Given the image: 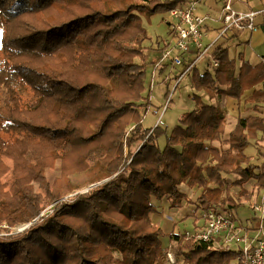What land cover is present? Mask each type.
Masks as SVG:
<instances>
[{
  "label": "trees",
  "instance_id": "trees-1",
  "mask_svg": "<svg viewBox=\"0 0 264 264\" xmlns=\"http://www.w3.org/2000/svg\"><path fill=\"white\" fill-rule=\"evenodd\" d=\"M189 1L0 0V151L15 162L10 188L0 191V264H112L115 252L120 264H162L169 248L171 264H244L239 249L165 232L150 218L154 200L166 199L168 207L189 202L182 184L198 190L201 212L232 213L243 196L264 188V160L245 152L264 131V116L239 115L226 132L225 109L211 102L217 95L239 100L261 84L244 100L258 111L263 61L251 64L241 52L230 57L219 43L210 52L216 66L190 71L194 107L169 131L142 124L139 107L149 102L144 23ZM37 57L42 65L31 61ZM73 154L75 171L109 180L63 201L75 187L50 188L44 170L60 159L62 181ZM28 180L40 182L45 195L22 184ZM48 202L51 212L39 216ZM17 224L29 226L11 233Z\"/></svg>",
  "mask_w": 264,
  "mask_h": 264
},
{
  "label": "rangeland",
  "instance_id": "rangeland-1",
  "mask_svg": "<svg viewBox=\"0 0 264 264\" xmlns=\"http://www.w3.org/2000/svg\"><path fill=\"white\" fill-rule=\"evenodd\" d=\"M167 11V10H166ZM166 11L164 12H156L153 14L148 22H145V27L147 29L148 39L146 44L148 45V49L150 48L153 43H156V39L158 37L165 38L166 36V21L168 20L166 18ZM245 35H247L246 32H242L239 36L240 38H243ZM162 40V39H161ZM203 42L206 40L203 38ZM160 42V41H159ZM163 43V41L161 42ZM228 46V55L230 57H237L238 53L241 50L245 51V48H243L240 45H237L236 39H230L227 43ZM189 48L195 51V47L193 44L189 45ZM148 49H146V55L148 53ZM248 52L249 48H246ZM157 51V50H155ZM152 51L153 57L156 55V52ZM162 51V49H161ZM160 51V54H161ZM264 51V48H263ZM245 52V53H246ZM187 54V53H186ZM1 56V53H0ZM160 57V55H159ZM158 57V58H159ZM191 58H194V54H190ZM158 58L155 60V62L158 60ZM206 57L200 59L194 67H196L200 72L204 71L205 69L210 68L208 60H205ZM43 57H37L32 58L31 61L34 65L39 66L43 63ZM238 61V59L236 60ZM154 62V63H155ZM153 63V66H154ZM169 60L165 59L163 61V69L161 72L155 73L153 76V83L150 87L151 81H152V63L150 60V56L147 55V64L145 66V78H144V95H149V102L145 103L142 102L144 105L143 107H139V110L142 114V124L144 127H155L157 124H159L161 127L166 128L168 131L171 130V128L176 125L179 121V118L181 115L185 112L190 111L194 107V102L191 98L193 93H198L196 90H194L190 85V79L189 76L191 72L184 74V76L180 79L179 83L174 86L175 78L178 74L182 71L183 67L180 66H169L168 65ZM238 62H236V65ZM202 96L205 100H207L204 93H202ZM226 96L223 95H217L214 99L211 100V102H215L221 107H224L225 101L224 99ZM230 118V114L227 113V110L225 112V120L226 125L228 122V119ZM164 137H160L158 140V144L160 147L164 145ZM218 145V142L215 143ZM226 146V145H225ZM140 147V144L134 143L131 147V150L133 152L137 151ZM32 149L36 151H43L47 152L49 151V148L47 146H43L42 144H28L27 149ZM245 151L252 155V152L257 151V146L255 143H251L248 147H246ZM258 155L257 153L255 154ZM74 156V157H73ZM72 156V161L69 162L68 170L66 173V176L60 180H57L62 175V162L60 159H56L52 166H48L45 168V177L46 181L49 184L50 188H53L54 183L55 186L58 184H63L64 182H67L69 187H75V190L72 192L66 193L61 200L63 201H70L72 197H74L76 194H87L88 190L95 186L102 184L109 180V178H102L100 180H94V175L89 170L86 171H75L77 169V163L75 165V154ZM28 161L34 165L35 161L32 159V157L27 156ZM0 161L2 163V166H0V191L6 192L10 188L12 184V167L15 166L14 160L9 156H3L1 155L0 151ZM254 162H257L255 158H253ZM87 164L89 165V161L86 160ZM234 179V176L228 177L227 181L231 182ZM55 180V182H54ZM57 180V181H56ZM23 185H29L31 186V189L36 194H42L45 195V188L40 184V182L36 180H28L25 183H22ZM247 187H250V183L246 185ZM179 188L186 193V195L189 198V202H182L180 206L178 207H168V201L166 199L163 200H154L153 202L157 205L156 211L150 213V218L152 222L158 224L163 231L170 233L173 231V229L177 230L178 233L180 232H192L195 229H197V226H194V217H196V221L202 220V212L200 209H196L194 212V209H191L189 206L195 205V198L198 193V190L188 188L185 184H182L179 186ZM239 188L236 186H232L231 190L233 192H236ZM246 199L249 196H243ZM245 199V201H246ZM242 201V200H241ZM52 203H49L43 208L39 216H44L46 214H49L51 212ZM196 208V205L193 206ZM224 209V208H223ZM194 213V214H193ZM232 215V213H230ZM251 214L252 209L247 205H241L236 209L235 218L236 223L239 227L245 228L251 226ZM203 223V222H202ZM29 224H17L15 226L11 227V233H17L22 231L23 229L27 228ZM252 230V229H249ZM4 232V231H2ZM5 234V233H0ZM172 244H174L172 242ZM216 244V243H214ZM231 248L232 249H238V245L235 242H231ZM219 247H223L222 243L217 244ZM171 247V246H170ZM168 253L170 254L171 258L168 257ZM174 261V255L172 254L171 248L167 249V252L165 254V261L162 264H171ZM112 264H120V254L118 252L114 253V258L112 259Z\"/></svg>",
  "mask_w": 264,
  "mask_h": 264
},
{
  "label": "built area",
  "instance_id": "built-area-1",
  "mask_svg": "<svg viewBox=\"0 0 264 264\" xmlns=\"http://www.w3.org/2000/svg\"><path fill=\"white\" fill-rule=\"evenodd\" d=\"M258 12V10L238 12L232 8L231 0H227L219 18L222 23L221 29L210 43L205 44L202 41L205 36L203 25L208 14L198 5V0H190L183 7L168 9L165 15L171 23V32L166 44L162 47L160 57L154 63L150 87L153 76L158 69L162 68L165 59L169 60V66L183 67L175 78L174 86H176L184 74L189 73L200 59L206 57L217 40L228 30H253L255 28L253 18ZM190 44L194 45L195 51L189 48ZM186 53L194 54L195 57L186 60ZM212 65L216 66L217 62L212 60ZM255 209L261 211V216L254 228L255 236L251 239L241 234L230 213L211 209L202 212L203 223L198 229L186 233H192L197 239L203 241H213L216 245L222 243L221 248H228L230 242H235L241 251L244 264H264V210L259 205H255ZM168 257L171 258L169 253Z\"/></svg>",
  "mask_w": 264,
  "mask_h": 264
},
{
  "label": "crops",
  "instance_id": "crops-1",
  "mask_svg": "<svg viewBox=\"0 0 264 264\" xmlns=\"http://www.w3.org/2000/svg\"><path fill=\"white\" fill-rule=\"evenodd\" d=\"M227 0H198V5L202 8L203 11H205L208 14V18L205 19L204 25H203V31L205 32L204 39L206 40L204 43H210L218 34L222 27V23L219 20L221 10L223 5L225 4ZM232 8L238 12H249V11H259L255 14L253 21L255 28L253 30L248 29H231L228 30L225 35L217 40V42L213 45L216 46L219 43L226 44L228 43V40L230 39H236L237 45L242 46L245 48L244 50H241L240 52L243 54L244 59L248 60L251 64L258 63L259 61L264 62V0H231ZM166 37H158L159 40L156 41V43H153V45L150 46L148 49L147 55L150 56V60L152 63L155 62V60L159 57L160 51L162 47L166 44V41L169 38V34L171 32V23L167 20L166 23ZM242 32H246L247 35H245L243 38H240ZM162 39V40H161ZM160 41V42H159ZM163 41V43H161ZM212 47V49H213ZM246 48H249L248 52ZM211 49V50H212ZM157 50V51H155ZM152 51L156 52V55L153 57ZM211 52V51H210ZM210 52L206 55L205 60H208L209 64L211 65L212 59L210 57ZM239 52V53H240ZM246 52V53H245ZM186 60L192 59L190 57V54H186ZM238 65L240 61H237ZM169 65V63H168ZM162 68L164 66H161ZM160 69H158L159 71ZM157 71V72H158ZM157 74V73H156ZM261 84L256 85L254 88H259ZM254 88L245 90L242 94L241 98L239 100L226 97L224 99L225 105L224 108L225 112L227 110V113L230 114V118L228 119L227 125H226V132H229L234 128L235 122L237 120V117L239 115L241 116H247L249 114H259L261 116H264V102L258 105V111H254L251 108V103H244V100L249 97L252 93V90ZM215 103V102H213ZM251 143H255L257 146V151L252 152L251 159H256L258 164H260L264 160V131L258 132L255 139L251 140ZM251 145V144H250ZM246 152V151H245ZM247 153V152H246ZM258 154L257 156L255 154ZM248 154V153H247ZM252 186L254 183V179H250L245 183V187L248 190H251V186L247 187L246 185L249 184ZM246 196V195H245ZM249 196L247 199L245 197H242V204L247 205L252 209L251 214V226L250 227H239L241 230V234L245 235L247 239H251L253 236H255L254 228L257 226L261 211L255 209V205H259L264 210V188L259 190L257 194L253 195H247ZM246 199V201H245ZM192 206H189L191 209H194V212L196 211V208ZM236 210L232 212V220L237 225V221L235 218ZM194 214V213H193ZM194 226H197V229L199 226L202 225L203 219L201 221H196V217H194ZM252 229V230H249ZM196 230V229H195ZM174 232H177V230L173 229ZM231 242L228 244V248H231ZM238 247V246H237Z\"/></svg>",
  "mask_w": 264,
  "mask_h": 264
}]
</instances>
